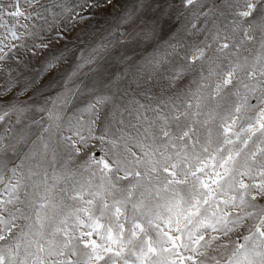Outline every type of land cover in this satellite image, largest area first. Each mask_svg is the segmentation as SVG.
I'll use <instances>...</instances> for the list:
<instances>
[{"label":"snow or ice","instance_id":"snow-or-ice-1","mask_svg":"<svg viewBox=\"0 0 264 264\" xmlns=\"http://www.w3.org/2000/svg\"><path fill=\"white\" fill-rule=\"evenodd\" d=\"M112 6L0 0V264H264V0Z\"/></svg>","mask_w":264,"mask_h":264},{"label":"rangeland","instance_id":"rangeland-1","mask_svg":"<svg viewBox=\"0 0 264 264\" xmlns=\"http://www.w3.org/2000/svg\"><path fill=\"white\" fill-rule=\"evenodd\" d=\"M178 2L179 0H177V3ZM138 3L139 0H113L112 7L106 8L103 12H97L95 17L83 26L84 31L76 34L81 36L83 45L87 47L93 45L94 42H98L102 36L107 35L109 32L114 31L122 33L126 30L131 31L132 29L129 28L127 24L121 22V17H123L126 12H130ZM171 23L175 24L176 27L172 28L170 32L167 28H165V32L161 33L162 39H160V44H163L166 40H168L172 33L176 32V30L180 27V25L176 22L175 17H173ZM151 50L152 49H148L149 52ZM132 54V52H129V55ZM135 55L143 56L147 55V53L143 52L142 48H137ZM113 64H115V61H113ZM116 66L122 68V65ZM37 67L38 65L33 62V66L25 71H35ZM154 92H156V90H154ZM22 99H24V97H22Z\"/></svg>","mask_w":264,"mask_h":264}]
</instances>
